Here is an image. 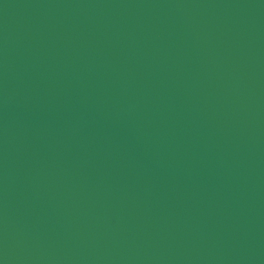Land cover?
Listing matches in <instances>:
<instances>
[{"label":"water","instance_id":"water-1","mask_svg":"<svg viewBox=\"0 0 264 264\" xmlns=\"http://www.w3.org/2000/svg\"><path fill=\"white\" fill-rule=\"evenodd\" d=\"M0 264H264V0H0Z\"/></svg>","mask_w":264,"mask_h":264}]
</instances>
